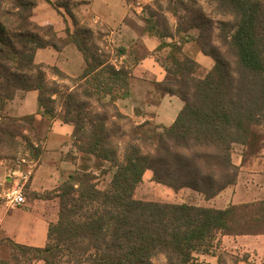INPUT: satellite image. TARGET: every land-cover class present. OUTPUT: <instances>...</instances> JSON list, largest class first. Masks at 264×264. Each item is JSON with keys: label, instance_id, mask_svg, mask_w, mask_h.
I'll return each instance as SVG.
<instances>
[{"label": "trees", "instance_id": "trees-1", "mask_svg": "<svg viewBox=\"0 0 264 264\" xmlns=\"http://www.w3.org/2000/svg\"><path fill=\"white\" fill-rule=\"evenodd\" d=\"M206 1L214 3L217 14L233 18L217 21L218 46L201 41V34L161 32L151 6L146 5L147 15L141 18L144 26L137 35L157 38L155 49L149 51L143 41L132 40L128 46L114 47L109 56L89 46L92 30L78 24L67 4L54 7L57 12L62 7L73 26L66 24L64 36H59L51 23L32 19L37 0H0V135L16 121L34 132L37 114L55 118L46 83L48 71L75 83L65 95L66 114L58 119L72 125L74 137L79 130L87 133L86 143L75 144L70 158L74 171L53 189L58 217L47 227L46 243L34 246L3 237L0 244L24 255L31 253L43 264H58L66 253L73 255L76 264H152L159 253L167 264H191L199 254L214 255L218 235L264 233V198L213 207L134 197L145 171L150 170L156 183L175 190L188 187L213 198L235 185L240 168L264 151V0ZM196 14L190 28L202 31L211 26L201 8ZM187 41H194L213 59L210 69L183 51ZM70 43L85 62L79 75L71 77L56 66L35 62L37 49L60 51ZM162 50H166L164 57H156ZM147 56H153L165 71L161 81L152 80L158 94L154 104L169 94L182 100L183 106L168 126L157 124L151 130L143 129L146 122L136 126L141 139L152 142L151 153L144 154L130 143L122 161H116L108 158L105 117L89 115L85 130L81 118L85 104L78 99L109 105L125 98L133 69ZM30 90L38 92L35 113L1 114L9 101ZM235 144L242 146L239 164L232 161ZM27 145L37 159L40 148L28 139ZM78 153L82 155L79 164ZM106 160L114 171L106 188L99 189L93 169L107 173ZM0 264L8 262L0 260Z\"/></svg>", "mask_w": 264, "mask_h": 264}, {"label": "rangeland", "instance_id": "rangeland-1", "mask_svg": "<svg viewBox=\"0 0 264 264\" xmlns=\"http://www.w3.org/2000/svg\"><path fill=\"white\" fill-rule=\"evenodd\" d=\"M49 1L51 4L46 0H37L32 14L34 21L39 24L51 23L56 31L60 29L55 21H59L63 30V18H67L66 20H69L70 24L71 20L62 7H59L61 13L57 12L54 7L65 3L74 14L78 24L80 26H87L92 30L91 41L88 42L89 46L94 49L97 48L99 53L104 52L109 56H112L114 52L113 48L116 46H128L132 40L137 44L142 43V37L137 35V33L141 32L144 26L141 18L147 15V12L143 9L146 5L151 6L161 32L171 34H178V32L184 34L185 32L192 36L201 34V41H209L211 45L214 44L215 46L219 45L217 21L233 19L230 15L217 14L214 3L206 0H148L145 4L143 2L138 8L137 6L131 7L129 11L131 15H127L123 23L111 27L101 19L96 18L93 12H87L88 8L80 6L82 2H87V0ZM180 2H183L185 5H181ZM184 6L188 9H185ZM197 8H201L206 18L212 22L211 26L204 27L202 31L189 27L195 15H197ZM71 28H73L72 24ZM207 37H209V40H207ZM189 48L188 55L194 60L205 67L211 65V57L200 51L199 46L195 42ZM165 53L166 50H162L157 52L155 56L161 58L164 57ZM78 56L81 58L79 53ZM48 57H51L50 54H48ZM152 80L147 79V77L133 78L130 93L124 99L117 100L113 104L101 105L94 99L86 100L82 97L78 99L79 103L85 104L84 113L81 115V118L84 120L83 125L85 126V130L88 128L89 115L97 113L99 116L105 117V128L108 135V158L122 161L124 152L130 143L137 144L144 154L152 152V142L141 139L142 137L137 134L138 131L136 129V126L141 122L147 123L143 126L144 130H151L155 125L159 124L154 119L156 105L153 103L156 102L158 94L153 88ZM46 83L48 89L51 91V100L53 102H50V105L53 107L54 119L59 120L58 116H63L67 111L64 102L65 95L75 87V83L68 79H61L49 71L47 72ZM76 112L74 110L71 114L74 115ZM1 114L15 116L4 112ZM14 123L6 133L0 135V200L5 202L6 194L12 188L21 186L25 204L33 202L34 197H38V195L43 197L49 196L52 201L49 202L48 214L51 215V210L54 208V213H57V220L58 198L54 196L53 189L60 185L74 171L75 165L70 161V158L74 154L75 144L76 146H81L86 143L87 133L79 130L76 137H70L68 149L61 155V160L67 162L64 164H67L66 167H61L58 164L59 162L56 163L55 160H50V162L56 163V166H60L61 178L55 183V187L37 192L32 189L30 178L39 165L37 159L40 156L37 159L33 158V151L28 147L27 139L33 143L35 148H40L42 153L41 136L37 132V126L35 127V131L32 132L26 129L24 122L16 121ZM241 153L242 146L235 144L232 151V161L234 164H239ZM76 157V162L79 164L82 155L78 153ZM104 164L105 168L108 169L107 173L93 169L95 182L99 189L106 188L114 171V168L110 166V160H106ZM28 171H30L29 177L23 179L21 177L22 174H26ZM227 188L219 196L206 199L202 194L188 187L175 190L166 185L156 183L151 180V171L146 170L141 183L135 190L134 197L142 200L173 203L185 202L214 207H224L229 201L239 203L262 199L264 198V151L261 156L255 158L251 163L241 167L236 184ZM46 241L47 238L44 244ZM217 242L214 255L199 254L197 261L191 264H264V233L218 235ZM0 245V260L7 261L8 264H43L40 259L33 258L31 253L24 255L11 250L8 244ZM58 264L76 263L73 255L66 253ZM152 264H167L165 256L160 253L157 254L152 259Z\"/></svg>", "mask_w": 264, "mask_h": 264}, {"label": "crops", "instance_id": "crops-1", "mask_svg": "<svg viewBox=\"0 0 264 264\" xmlns=\"http://www.w3.org/2000/svg\"><path fill=\"white\" fill-rule=\"evenodd\" d=\"M146 1L148 0H87V2H82L80 6L88 8L87 12H93L96 18L114 27L119 23H123L127 15H131L129 12L131 7L137 6L138 8L143 2V4H145ZM66 19L63 18V27H65L66 24L71 26L69 20ZM55 22L59 25L60 29L57 31L58 35L64 36L61 23L59 24V21ZM141 37L144 45L149 51L155 49L158 44L157 38L150 37L146 34ZM193 42L187 41L182 46L183 51L187 55L189 54L188 49H190L189 47ZM78 53L81 55V58L78 56ZM48 54H50L51 57H48ZM35 62L56 66L71 77L79 75L85 66L81 52L72 43L67 44L60 51L52 47L37 49L35 53ZM199 64L205 70H208L213 64V59L209 67H205L201 63ZM164 75V69L156 62L153 56L145 57L139 65L133 69V78L147 77V79L161 81ZM37 98L38 92L36 90L27 91L24 93V96H16L9 101L3 112L15 116L35 113L38 110ZM154 105H156L155 121H157L159 125L168 126L174 121L178 111L183 106V102L175 95L165 94L160 98L158 103ZM34 125L35 127L37 126V132L39 136H41L43 151L40 154V158L37 159L39 165L31 176L30 182L32 189L39 192L44 189L55 187V183L61 178L60 166L66 167L67 165H64L67 162L61 160V155L68 149L73 127L57 119L49 120L44 115L40 114L36 115ZM50 160H55L56 163L59 162L58 164L60 166H56V163L50 162ZM226 189L228 188H225L216 196L222 194ZM50 201L52 200L34 199L33 202L24 203L21 206L10 207L0 200V237H9L21 244L25 243L34 246L43 245L46 240V232L49 223L56 221L57 213H54V208L51 210V215L48 214ZM231 203L235 202L231 201ZM30 240L37 242H31Z\"/></svg>", "mask_w": 264, "mask_h": 264}, {"label": "built area", "instance_id": "built-area-1", "mask_svg": "<svg viewBox=\"0 0 264 264\" xmlns=\"http://www.w3.org/2000/svg\"><path fill=\"white\" fill-rule=\"evenodd\" d=\"M30 171L26 174H22L23 179H27ZM6 205L8 206H21L25 203V198L23 196V191L21 186H16L11 189L10 192L6 194Z\"/></svg>", "mask_w": 264, "mask_h": 264}]
</instances>
